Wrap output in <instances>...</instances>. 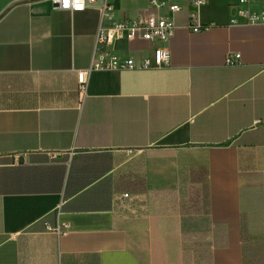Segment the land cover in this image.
<instances>
[{"label":"crops","instance_id":"1","mask_svg":"<svg viewBox=\"0 0 264 264\" xmlns=\"http://www.w3.org/2000/svg\"><path fill=\"white\" fill-rule=\"evenodd\" d=\"M109 1L117 20L148 12ZM165 1L181 6L168 63L92 70L81 95L97 4L0 0V264H242V232L264 249V23H246L238 0H203L208 27L192 31L194 0ZM152 46L112 49L140 59ZM191 185L200 211L180 213Z\"/></svg>","mask_w":264,"mask_h":264},{"label":"built area","instance_id":"2","mask_svg":"<svg viewBox=\"0 0 264 264\" xmlns=\"http://www.w3.org/2000/svg\"><path fill=\"white\" fill-rule=\"evenodd\" d=\"M54 8L65 11H81L89 5L97 4L100 13V21L95 34V43L92 53L91 63L88 68L77 72L78 89L84 95L86 82L89 73L96 69H146L157 66H165L169 61L167 42L174 32V21L172 15L180 11L178 4L168 3L165 0H148V12L141 14L129 21H122L113 18V5L109 0H50ZM255 0H238L241 8L239 15L246 23H264V10L254 12L249 5ZM204 3L203 0H194L195 10L188 16V28L198 31L208 26L203 25L200 20L198 9ZM159 10H165L167 14H160ZM235 23L236 20L232 19ZM140 39L150 42L151 53L140 59L131 57L121 58L114 53L112 46L119 40ZM239 54H234L226 59L227 65H236L233 59L238 58ZM126 153L135 154L137 150L126 148ZM129 198L127 192L115 194L114 201ZM67 225L58 224L54 227L47 226L48 230L56 233H64Z\"/></svg>","mask_w":264,"mask_h":264},{"label":"trees","instance_id":"3","mask_svg":"<svg viewBox=\"0 0 264 264\" xmlns=\"http://www.w3.org/2000/svg\"><path fill=\"white\" fill-rule=\"evenodd\" d=\"M145 189L144 176L142 174H131L130 177V191H142ZM203 194L201 192V187L196 185H191L190 187V197L188 200L183 202H178L177 204H172L176 206L180 213H196L200 211V202L202 201ZM242 250L244 253L242 264H264V249L259 243L249 242L245 238V233L242 232Z\"/></svg>","mask_w":264,"mask_h":264},{"label":"rangeland","instance_id":"4","mask_svg":"<svg viewBox=\"0 0 264 264\" xmlns=\"http://www.w3.org/2000/svg\"><path fill=\"white\" fill-rule=\"evenodd\" d=\"M118 154H120V156H119L120 158H119L118 160H116V162H117V161H118V162H120V161H128V160H130L131 155H132V154H130V153H126L125 150L119 152Z\"/></svg>","mask_w":264,"mask_h":264}]
</instances>
